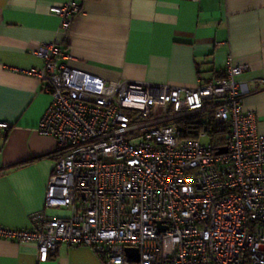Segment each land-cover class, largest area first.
Segmentation results:
<instances>
[{"label": "built area", "instance_id": "obj_1", "mask_svg": "<svg viewBox=\"0 0 264 264\" xmlns=\"http://www.w3.org/2000/svg\"><path fill=\"white\" fill-rule=\"evenodd\" d=\"M50 10L67 36L83 0ZM35 54L43 65L28 73L52 97L38 131L58 144L46 208L70 213L39 211L33 229L0 225V238L36 240L44 256L84 245L105 264H264V133L244 109L247 64L230 58L225 77L191 88L106 80L69 66L56 41ZM192 117L206 128L182 137L178 121ZM209 123L228 128L226 153Z\"/></svg>", "mask_w": 264, "mask_h": 264}, {"label": "crops", "instance_id": "obj_2", "mask_svg": "<svg viewBox=\"0 0 264 264\" xmlns=\"http://www.w3.org/2000/svg\"><path fill=\"white\" fill-rule=\"evenodd\" d=\"M68 0H0V225L33 229L32 216H66L46 208L58 157L54 137L38 131L52 97L38 77L35 50L56 41L73 55L68 65L109 81L129 79L184 87L214 82L230 58L247 64L244 109L264 133V0H83L67 36L51 12ZM0 264H105L90 247L62 243L40 255L36 240L0 238Z\"/></svg>", "mask_w": 264, "mask_h": 264}, {"label": "trees", "instance_id": "obj_3", "mask_svg": "<svg viewBox=\"0 0 264 264\" xmlns=\"http://www.w3.org/2000/svg\"><path fill=\"white\" fill-rule=\"evenodd\" d=\"M225 76L226 73L221 74L219 77L223 78ZM178 124L181 126L180 134L185 138H197L206 128L205 124L196 122V117L180 120ZM207 133L209 135L208 140L212 142L215 149H220L227 144L228 128L226 126L209 123Z\"/></svg>", "mask_w": 264, "mask_h": 264}, {"label": "water", "instance_id": "obj_4", "mask_svg": "<svg viewBox=\"0 0 264 264\" xmlns=\"http://www.w3.org/2000/svg\"><path fill=\"white\" fill-rule=\"evenodd\" d=\"M227 150H228L227 147H223V148H220L217 153L218 154L226 153ZM133 251H137V250L133 249V248H127V253L129 255H132ZM133 258H134L135 261H139V259H140L139 254L133 255Z\"/></svg>", "mask_w": 264, "mask_h": 264}]
</instances>
